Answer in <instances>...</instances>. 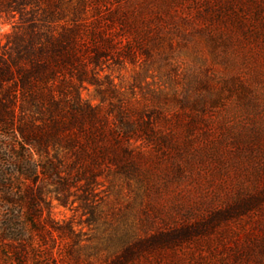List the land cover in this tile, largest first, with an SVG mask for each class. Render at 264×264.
I'll return each mask as SVG.
<instances>
[{
  "label": "trees",
  "instance_id": "1",
  "mask_svg": "<svg viewBox=\"0 0 264 264\" xmlns=\"http://www.w3.org/2000/svg\"><path fill=\"white\" fill-rule=\"evenodd\" d=\"M2 17L12 25L0 48V135L14 139L8 154L27 183L10 196L13 185L0 175V231L22 242L5 257L25 264L33 249L25 231L40 243L54 233L65 244L81 241L70 221L53 218L51 194L104 228L115 243L105 264H182L186 256L213 264L227 255L225 264H249L255 245L213 247H223L229 224L264 208L263 189L165 224L150 219L146 196L162 168L178 175V152L209 131L229 98L245 95L239 79L214 76L208 62L225 65L246 46L264 50V0H0ZM89 88L94 103L82 96ZM49 182L56 186L44 190ZM104 183L135 193L146 225L105 201Z\"/></svg>",
  "mask_w": 264,
  "mask_h": 264
},
{
  "label": "rangeland",
  "instance_id": "2",
  "mask_svg": "<svg viewBox=\"0 0 264 264\" xmlns=\"http://www.w3.org/2000/svg\"><path fill=\"white\" fill-rule=\"evenodd\" d=\"M11 25V20L0 18V48L5 44V36L10 33ZM182 58L189 62L186 57ZM208 63L214 76L239 79L246 87L245 95L241 98H229L209 121V131L195 134L188 140V147L180 149L178 175L172 177L168 174L167 167L161 169L165 176L158 181L157 191L155 192L154 186L151 187L146 198L150 205V219L162 224L181 222L190 214L204 210L209 204H221L234 196L264 190V50L257 51L246 46L230 51L225 65L215 61ZM118 74L114 72L113 76L117 77ZM120 74L122 85H126L130 80L129 74ZM115 82L118 83L119 80L116 78ZM82 96L95 102L92 88L83 91ZM14 146L16 144L13 138L0 135V175L1 180H9L13 185L10 196H22L20 193L24 192L27 183L19 180L14 172L11 155L8 154V149ZM55 186L49 182L42 187L51 191ZM72 190L75 192V189ZM98 190L101 192L100 196L106 198L105 201L113 202L112 205L119 214H126L130 220L135 215L133 220L136 218L138 221L135 224L137 228L146 225V221L140 223L142 215L133 206L135 193L127 194L119 183L114 184L113 188L104 183ZM2 191L0 187V196H3ZM48 196L55 221L58 225L70 221L77 235L71 238L81 241L65 244L54 233L53 239L45 238V243H40L38 235L25 231L24 234L32 244L30 247L33 246V249L26 251L25 264H105L112 258L115 243L108 240L107 232L101 231L103 227L96 230L93 226L86 225L76 204L62 207L53 199V195ZM6 214L0 200V221ZM13 232L18 238L19 232ZM2 235L0 231V264H18L5 255L10 256L9 253L22 242L9 239L14 238L12 235ZM222 241V248L214 245L213 249L221 252L236 245H240L242 249L255 245L249 264H264V208L259 213L229 224ZM217 257L213 264H225L231 260L229 255L224 262ZM182 264H191L188 256Z\"/></svg>",
  "mask_w": 264,
  "mask_h": 264
}]
</instances>
